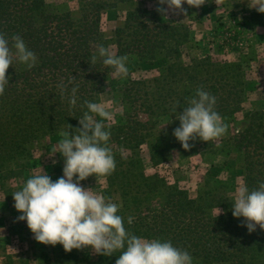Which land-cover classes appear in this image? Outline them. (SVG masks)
I'll return each instance as SVG.
<instances>
[{
    "label": "trees",
    "instance_id": "trees-1",
    "mask_svg": "<svg viewBox=\"0 0 264 264\" xmlns=\"http://www.w3.org/2000/svg\"><path fill=\"white\" fill-rule=\"evenodd\" d=\"M0 33L6 38L21 36L36 55L31 69L14 60L6 73L9 84L0 96V138L4 137L3 149L11 152L27 149L69 125L73 132L80 127L78 119L88 111L85 101L96 103L114 73L111 66L103 64L100 46L108 49L114 44L118 56L166 62L154 77L127 76L122 97L133 111L127 115L134 126L112 127L110 132L112 142L124 149L138 148L148 136L137 118L139 113L165 118L173 134L180 126L177 116L202 89L216 98L214 110L231 124L254 88L237 63L209 56L193 58L186 65L179 62L189 30L179 23L160 25L156 14L140 5L127 11L123 26L117 27L109 40L102 35L98 9L83 10L80 18H74L69 12H51L45 0H0ZM74 87L77 102L72 106L69 101ZM244 118L247 124L242 129L220 140L223 148H233L241 158L243 186L251 191L264 183V112L246 113ZM189 144V149H217L215 139L205 142L196 138ZM175 146L182 147L180 142ZM114 158L126 165L120 178L127 182L111 185L124 188L121 194L127 200L144 206V201L160 199L158 206L147 207L146 216L134 221L142 238L170 241L207 262L263 263L264 230L259 227L249 232L244 221L232 215L231 197L208 192L193 199L161 177L146 176L139 159L122 158L120 153ZM136 166L142 171H136ZM135 182L133 189H137L131 194ZM216 208L220 209L217 214L212 212Z\"/></svg>",
    "mask_w": 264,
    "mask_h": 264
},
{
    "label": "rangeland",
    "instance_id": "rangeland-1",
    "mask_svg": "<svg viewBox=\"0 0 264 264\" xmlns=\"http://www.w3.org/2000/svg\"><path fill=\"white\" fill-rule=\"evenodd\" d=\"M45 1L51 12H69L74 18H80L83 10L98 9L102 35L109 40L113 39L115 29L123 26L127 11L136 5L146 7L150 12L155 13L160 25L179 23L186 26L190 37L181 49L179 62L186 65L193 58L209 56L218 61L237 63L243 70L244 78L254 87L247 93L243 109L237 114L236 121L231 124L223 121L228 125V131L222 137L225 138L228 133L236 132L247 124L244 114L264 112V13H259L256 8L251 7L252 0H222L219 5L215 0H206L199 8L184 3L182 9H169L166 14L156 11L159 7L168 9L166 3L160 5L158 0ZM108 49L116 54L114 44H110ZM165 63V61L144 62L128 56L127 75L116 76L113 73L110 76L96 102L113 113L111 121H100L105 125V130L111 132L112 127L115 129L121 125H129V128L134 126L133 118L128 119L127 115L128 113L132 115L133 111L122 97L128 74L134 78H151L158 75V69ZM94 118L100 120L98 116ZM137 118L143 124L144 132L148 133L145 142L138 148L124 149L115 145L110 138L108 146L113 154L120 153L122 158L139 159L146 176L161 177L167 185L185 190L190 198L195 199L200 194L208 192L229 196L232 199L231 210H233L235 190L238 186H243L244 172L241 158L233 148H223V142L217 138L215 139L217 149L197 147L185 150L183 147L175 146L179 141L169 131L165 118L144 113H139ZM59 133L60 131L41 141L33 142L27 149H13L12 152L10 149H3L4 137L0 138V157H2L0 158V264H115L121 254L117 251L112 256L97 255L91 248L65 252L60 244L52 246L37 242L27 227V222L17 221L21 213L14 208L12 194L20 190L27 179L39 173L40 168L52 181L63 175L62 155L60 153H56L55 156L49 155L50 146L60 139ZM124 168L126 165L122 166L120 162H116L115 171L111 175L97 177L92 175L80 183L85 189H92L106 199L122 205L118 214L124 218L126 230L142 237L138 230L140 228H134V221L146 216L147 207L158 206L160 199L157 197L144 201V206L127 200L128 198L121 194L124 188L116 189L112 186L114 184L120 186L127 182L125 178L122 180L120 178V171ZM136 168V171H142L140 166ZM135 185L136 182L130 190L131 194L137 189H133ZM219 211L220 209L216 208L212 212L217 214ZM130 216L133 217L131 224L128 223ZM236 219L246 224L244 217ZM256 228H259V225ZM191 257L193 264H231L207 262L196 255ZM261 260L264 264V253Z\"/></svg>",
    "mask_w": 264,
    "mask_h": 264
},
{
    "label": "clouds",
    "instance_id": "clouds-1",
    "mask_svg": "<svg viewBox=\"0 0 264 264\" xmlns=\"http://www.w3.org/2000/svg\"><path fill=\"white\" fill-rule=\"evenodd\" d=\"M158 2L168 5V9H156L166 14L169 9H182L184 3L199 8L206 0ZM215 3L219 5L222 0H215ZM251 7L264 13V0H252ZM98 53L103 58V64L111 66L116 76L127 75V56H118L104 46L99 47ZM14 60L31 69L35 66L36 55L21 36L13 34L6 38L4 33H0V96L4 95L9 84L10 78L6 73ZM92 60L94 63L96 57ZM76 91L74 87L69 101L72 106L77 102ZM215 104L214 96L198 89L196 97L177 116L180 126L174 129L173 135L185 150L190 148L191 140L199 138L208 142L227 133L228 125L214 110ZM85 105L88 111L78 119L80 127L75 132L70 125L68 129H61L59 141L50 146V156L60 153L64 159L62 177L52 181L40 168L39 173L27 179L22 188L12 194L14 208L21 213L17 221L27 222L37 242L52 246L60 244L65 252L91 248L97 255L112 256L120 251L115 264H193L191 255L174 247L170 241L148 240L127 231L124 218L118 214L122 205L81 186L80 182L89 176H108L116 168L114 154L108 146L111 133L100 122L111 121L113 113L99 103L85 101ZM232 215L244 217V226L249 232L255 231L257 225L264 230V183L251 191L246 186H238ZM132 222L133 217H128V223Z\"/></svg>",
    "mask_w": 264,
    "mask_h": 264
}]
</instances>
